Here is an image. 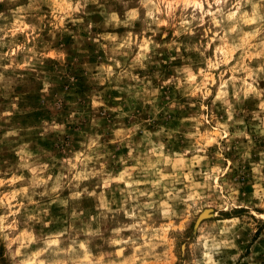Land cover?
I'll list each match as a JSON object with an SVG mask.
<instances>
[{
  "label": "rangeland",
  "instance_id": "374dc122",
  "mask_svg": "<svg viewBox=\"0 0 264 264\" xmlns=\"http://www.w3.org/2000/svg\"><path fill=\"white\" fill-rule=\"evenodd\" d=\"M0 264H264V0H0Z\"/></svg>",
  "mask_w": 264,
  "mask_h": 264
}]
</instances>
